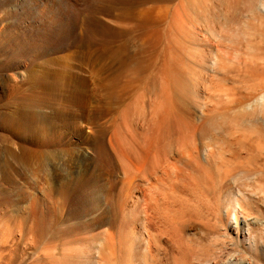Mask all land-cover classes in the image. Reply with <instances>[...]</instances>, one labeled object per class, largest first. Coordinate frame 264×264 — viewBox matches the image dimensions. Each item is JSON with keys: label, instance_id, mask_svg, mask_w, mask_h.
<instances>
[{"label": "rangeland", "instance_id": "374dc122", "mask_svg": "<svg viewBox=\"0 0 264 264\" xmlns=\"http://www.w3.org/2000/svg\"><path fill=\"white\" fill-rule=\"evenodd\" d=\"M3 2L5 6L4 8H0V264H52L53 260L61 258L64 253V250L68 248V247H64L63 241L57 240L58 239L57 237L65 234V231H67V229H70L67 227H70V225L72 226L75 224V222L77 223L79 221V218L81 217L83 213V210L91 214L90 217L94 216V214L95 215L98 214L99 212L100 213L104 212V213H107L108 215L113 214L116 218V226H118L122 218L127 215V212L130 207L129 205L131 204L134 197L136 196H137L136 198L139 199L138 203L140 204L141 208L143 204V206L146 207L145 210L147 209V206L150 208V209L149 208L147 209L148 211L152 210V213L146 210V212L149 213L147 214L146 212L144 213V207L141 209L142 211H141L140 219L142 220V222L145 220L142 215L144 214L148 215V217L144 215L145 217H147V221H148L146 228H145L146 232L143 228H141V226L139 225V221H138L136 224H134L135 227L130 226V227H133L135 232L136 231L138 232L135 233L134 230L131 228L130 232L127 231L125 233L129 232L132 234L129 235L128 233L126 234L127 235L126 236L124 235L125 234L124 233L122 234V236H120V238L123 237L125 240H127L126 243H122L125 240L124 241L121 240L123 238L120 239L119 236L116 235L115 238L117 237L116 238L117 242L113 241L115 244L113 243V245L111 246V249L109 250L111 254L109 256H112V257H109L108 254L106 255V259H108L109 262H106V259H103V260H97L98 261L97 264H103V263L111 264V262L112 264H122L121 261H123V264H127L126 260L131 255H132L131 256L132 259L131 257L130 259H128L130 260L128 261L130 262V264H135V263L136 264H207V262H209L208 260L211 261L210 258L212 256L211 255L212 251H209V250L211 249L210 247L212 248L215 247L213 246L215 243V240L216 241L218 240L217 241L218 244H216L217 242L215 243L216 246H220L222 241H224L225 244H227L226 246H228L230 249L228 252L229 255H226V256L222 255L223 256L222 258L221 257L218 258L219 262L221 260L220 263L224 261L222 264L224 263L229 264L231 261V258H234V257L236 259L238 258L240 261L244 262L245 264H252V262L256 260L255 254L264 255V194H263L264 193V176L259 180H256L253 182L252 181L247 182V185L250 186L248 187L251 188V190H249L247 193H250V194L255 193V195L253 194L250 195V199L252 202V204L250 205L251 209L249 210L248 207L246 206L245 208L246 210L244 212L245 215L243 214L244 215L243 217H246L250 221L254 222L253 227L257 232L263 233L262 235L263 238H261L262 242L260 241V239L257 240L256 242L252 241L249 246V244H245V242L241 243L240 241H236L234 237L231 238V235L229 232H227L226 234L223 224H220L221 218H219V215L216 214L217 212L215 211V208H214L215 206H213L212 204V202L214 201V198H212L214 196L213 187H215L214 185L217 183V179L215 177L216 172H217V175H222L220 171H223V169L227 170L229 168L228 170H230V167H233L234 165H236L238 161H242L244 159L249 158V155H250L249 153L252 152L250 156L255 154L258 150V147L256 146H259L256 144V142L258 141V138L260 139L261 146H264V135L260 134V136L262 137L257 138L259 134L255 137V133L253 135V133L250 132V130L246 131V129L244 128L242 129V127L238 126L239 124H237L238 127L235 125L234 127L235 132H233L234 130L232 128L233 127L232 121L231 120L225 121L220 118L221 115L223 116V112L226 111L227 107L231 108L230 109L231 113H232V110L236 111L239 108H241L240 106H242V109L244 108L243 110L245 112H248V110H250L248 113H251L255 107L254 105L252 106H248V105L254 102L255 98L257 99V97H259L260 94L264 92V11L263 12L261 11L252 17L248 16L247 15V0H3ZM176 5L179 6L178 9L181 10L180 13L184 15L185 19L186 20L190 19L189 23L193 22V24L190 23L193 26L190 25L189 27H192L193 28L192 30L194 32L191 31V29L187 27L186 28L187 30L190 31V34H188L189 32H186L187 30L184 31L185 29L184 26H188L189 23L188 21H184L182 17L181 19L183 20V22H187L188 24L186 23V25H181L180 27L179 26L180 23H179V25H177V28L178 30L180 28H183V29L179 30V32L176 31L177 29L176 23L178 24V19H176L175 17L177 16H174V20L175 19L177 20L176 23L174 20H171L170 22L171 26L173 25L172 23L174 22L175 27L172 26V28L173 27L174 29L176 28L175 32H174V29L172 31V28L169 27L170 26L169 24L170 16L173 13L177 15L176 11L174 10L176 9ZM154 6H162L164 10H165V7H168L166 8L167 9L166 11L163 10V13L164 12L167 13L169 10V13H167L166 15L167 17L163 15L161 20L159 19L160 21L157 20L158 21L157 23L155 22L156 21L155 20L147 24L146 22L132 20V18L130 19L127 16L126 17L123 16L120 19H115L116 16H121V15H126V14L128 15L131 12H136V10H141L142 8L145 9V8H150ZM178 9L176 10L179 11ZM172 16H171V19H172ZM183 22L182 24H185ZM225 22L230 23L231 25L230 30L236 31L237 30L236 28L239 27L238 30L241 29L240 30L241 34L237 32L236 33L231 32V31L221 32L218 29L216 30L212 29L213 28L212 26L216 27L218 23H225ZM154 30L158 31V34L157 33L155 34H157L159 37L157 38V40L158 41L161 40L160 41L161 46L160 45L158 46L157 43H155L157 44V46L154 44H151L153 43L154 40H156L155 38L157 37V35L155 37V35L152 34L153 33L152 31ZM181 31H184V33L186 32L188 35L186 33L185 34L187 36L184 33L182 34ZM148 34L154 35V38L152 35L149 36L151 37L150 38L151 42L150 41L148 42V39L146 37L148 36ZM189 35H192L193 37L195 35L197 37L191 40ZM192 36L191 38H193ZM144 38L147 40V41L144 40L145 45L142 42ZM152 38L154 39L153 41H152ZM230 38L233 40L235 39L237 43L235 44L236 47L234 49L227 48L228 46L227 42ZM190 40L192 41L191 43L193 44L190 43ZM205 41H206V44H205ZM212 41L215 42L214 44H218V45L221 44L220 46L224 44L225 46L223 45L222 48L225 50L227 54L234 51L230 53L232 57L230 58L236 59V57H233V54L236 53L234 54V56L237 55L239 59L240 57H242V59L240 60L242 61V63L240 61H237L238 58L237 60L233 59L234 63L235 61L239 62V63L236 62L235 66L234 64H232L233 61L231 59L230 60L232 62L228 60L229 57L226 60L224 58V62L226 63H224L223 60L222 61L219 60L221 61L219 63V61L217 60V63H216L217 69H219L220 67L219 65H221L222 67V65H225V64L228 65L229 63H231L228 66H231L230 68L233 67V70L230 68L228 69V66L226 67V65H225V68H227L228 71L227 69L224 70L223 69L224 67L222 68L220 67L222 72L221 71H216V72L218 73L220 72L224 74V71H225V75H221L220 73L219 75L215 73L217 76L219 75V77L214 75L212 79L213 83L209 79H207L205 86L202 85L203 86L202 87L199 83L201 82L199 80L202 78H200L199 76L198 77L199 79L197 80L194 79V77L196 78L199 75V72L195 71L193 73L194 70L199 71V68L197 66L199 60L198 62L196 61L197 63L194 60H192V63L190 64L191 67H196V69L192 68L193 69L192 73L196 74L197 72L198 73L197 76L196 75L192 76V73L191 74L188 73L190 71L189 70L190 66L188 65V63L191 61L188 57H186L187 64H186V61L182 63L183 67H184V64L186 65V69H188L187 66H189L188 72H186L185 67H184L185 71L184 69H182V65L180 64V62L181 60L182 61L185 60V55L187 56L190 54L189 52H191L193 49L191 48L192 46H194L195 51H196V48H198V51L200 50V52L202 53L204 52L206 54L207 53L209 54L210 52L208 50L210 48L209 43H213ZM146 42L148 43V45H146ZM160 42L158 43L160 44ZM169 43H170V46H172L171 43L175 45V46L173 45L174 49L176 47L179 51H181L180 55L183 56L185 54L184 57H181L180 59L177 56L178 58L176 57V60H173L174 57L172 58V56H174L175 54L178 55L177 52L179 51L175 49L176 51L175 52L172 48L171 51H173L174 55L173 53H171L172 55L171 56L172 61H171L169 57L170 50H167V48H165L166 47L165 44H169ZM194 43L196 44L194 45ZM154 46L155 48L163 47L161 50H163L164 53H165V50H167L169 52L168 53L169 55H165V56L166 57L168 56L169 59L166 60V57H163L165 62L163 59L161 60V57L164 56V54L162 53L163 51H160L158 48H156L157 50H155ZM151 48L157 51L155 52L154 50H152L154 51L155 54L157 53L156 54L157 60H159L158 64H156V61H157L155 60L156 55H154L153 52H152L153 55L151 54L152 57L150 58ZM204 49L207 52H205ZM195 51H192L191 54L193 52L195 53ZM158 52L159 53L161 52L162 55L159 54ZM200 52H196L195 54H198V56L195 55V57L197 58L195 59V57H193V59L195 60L199 59L198 57H199ZM238 52L240 53V56H238L239 55ZM202 53H200V55ZM153 56L155 57L154 59H152ZM189 57L192 58L191 56ZM137 58L140 60V62L138 61ZM177 59H180L179 60L180 62H178L179 63L178 69L181 68L183 72L187 74L185 75L182 72L180 73H182L185 76L191 75L193 77V81L196 80V82L194 81L196 83V87L198 85L200 89L204 90L205 89L204 87H206L207 84L209 85L208 82H211L209 86L207 85L208 89L206 87L207 90L206 89L204 90L205 93L203 90H201L202 100L200 99L198 100V103H196L197 105H200L202 103L200 109H203V110L197 109L196 107L197 105L196 106L192 105V108H191L193 112L192 114L195 116V118H193L194 120L193 124L194 126H197V128L193 126L194 129L192 128L191 130L188 131L190 132L189 135L192 138L193 137L196 138V139L193 138V140L195 139L194 141H192L194 142L192 144L193 147L191 143L190 144L188 143L189 145H191L190 147H192L190 148L187 146V148H190L188 150H183L180 144L172 148H168L167 146L164 145L165 142L160 145L161 148L158 147L160 148L159 149L160 151H163L162 153L169 154L168 156L169 158L166 157V159L172 160L171 163L169 162V160H167L168 161L167 163L165 161L166 159H163L164 162L162 161V164L163 163L164 164L159 166V167L165 166L166 168L167 166L169 167L171 166L173 168V170L172 168L171 169L167 168V171H165V173L167 172V175L165 173H161V172H164L165 170L164 169L165 167H164L163 171L161 168H160L161 171H158L159 170L158 168L156 170L157 171L156 174L155 173L151 174L153 175V177L147 174L145 177L144 176L145 174L143 175V172L146 173L145 171L146 169L144 167L146 166L148 167V165H150L149 163H151L152 161L149 163L148 161H146V164H145V160L144 161L142 160L143 163L141 161V163L138 164V166H141L140 167L141 171L138 170L139 175L138 177H136L135 175L136 180L133 181L132 179L131 180L129 179L131 178L132 174L130 175V173L124 170L126 166V162L124 163L125 164L124 166L123 165L121 166L120 164L117 165L118 161L116 159L114 161L116 162L115 164H116L117 169L123 167L124 168L123 170L125 171L127 177L129 175L130 176L129 178H127L125 173H120L121 175L113 174L114 171L110 168L108 169L106 165H104L105 161H104L103 153L104 151H108V152L110 151V154L112 152L111 147L108 146V138L110 134L112 135L113 130L117 128V127L114 128V125L115 126L121 125L123 127L122 131L125 133L127 132L126 130H129L130 128V126H128L129 124L132 127H134L136 123V126L141 127V124L142 125L145 124V121L148 120L147 117H149L148 116L149 113L150 112L153 113L152 111L154 110L156 111V109H158L155 107V105L163 97L162 102L160 101L159 106H157L159 107V109L157 110L158 112H154L157 114L159 113L160 116L159 115L158 116L161 117V114L164 113L163 110L166 108H169L170 105L173 104L172 102H170L172 101V99L171 100L169 99L170 95L169 97L168 96L164 97L163 93L165 92L167 94L168 91L162 90L164 88H168V87H164L165 83H163L164 78H166L167 73L169 75L167 76L168 79L170 78L171 73H172L171 76L174 74L173 70H171V73L169 69H168L169 72L166 71L167 68L165 66L169 63V66L167 67L174 68V66L172 65L173 64L172 62L178 61ZM187 59H189L190 61H188ZM148 60H150V63H152L151 60L153 61L155 60L154 63H152L154 66L149 64ZM168 60L169 62L167 63ZM227 60L229 61L228 64H227L228 62ZM136 61H138L137 67L141 68L144 66L143 67L144 69L143 68L140 69L143 71L146 69L145 65L149 64L147 66L149 70L146 69L149 72L147 73L146 71V73L144 74V72L140 73L142 72L140 71L138 74L137 73L138 68L134 69L135 68L134 66L136 64L133 65L134 62L136 63ZM141 61L142 62L145 61V64L141 63ZM170 61H171V64H170ZM193 61L197 64L196 66H193L195 65ZM163 62L165 64L163 65V68L164 70L166 69L165 70L166 74L163 72L164 70L162 72H163V75L165 74V76H162V74L158 72L160 71V68L157 69L160 63L163 64ZM244 62L246 64H243ZM221 63H224V64H221ZM155 64H156V67H155ZM177 64L175 63L176 66ZM150 65L153 66L152 69L154 68L155 69L154 70L150 69L151 68V67L149 68ZM128 66L129 67L132 66L131 68L133 69V72L134 70L136 72V73L134 72V74L139 75L141 80L140 79L137 80L135 78L136 79L135 82L140 80L138 83L131 84L132 83L131 81L134 82L133 77H137L138 75L133 76L131 78V74H133L131 73L130 76H128L127 75L129 74L127 70ZM121 71L122 72L124 71V72L122 73ZM152 71L154 72L156 71V72L154 73ZM179 71L181 70L179 69ZM25 72L27 73L32 72L33 75L39 76L38 84L31 86L29 85V83H26L25 81L16 80L17 82L14 81V83L12 81H9V76L14 75V74H21ZM150 72L156 74L155 76H158V73H159V76H160V78L158 77L159 80H161V77L163 78L162 79L163 81L162 80L160 82L158 81L159 87H160V84L161 85L162 83L164 84V86L160 87L162 88L161 89L162 91H160L162 92V96L160 93L159 99L157 98L158 100L157 101L155 100L156 103L154 104L153 102L152 104L151 102H149L151 105H153V108L150 104H148V100L155 99V97L151 98L148 95L150 89H152L151 86L150 88H148L149 87L148 84L152 85V82L150 80H152L151 78H153L152 76L154 75ZM226 72H228L227 75H226ZM58 73H63V77L61 78V80L54 81V82L50 80L49 76L51 75L53 76ZM117 73H120V74L122 73V75L117 74ZM116 74L122 78H120ZM149 74H152V75L150 76ZM148 75L151 77V78L148 77L150 78V80L146 78ZM114 76H117V77H114ZM215 76L217 78L214 79ZM226 76H228L227 79H226ZM189 77L190 76H188L187 78ZM116 78L118 80L119 79L120 80L123 79V80L118 81ZM209 78L211 79L212 76ZM219 78H221V80ZM223 78H225V80ZM111 79L112 80L114 79V80L112 81ZM128 79L130 83L126 82L128 81ZM109 80L112 83L109 82ZM167 81L169 82L170 79ZM113 82L115 85L113 84ZM119 82L121 86L118 84ZM125 82L133 86L126 84ZM144 82L146 84H144ZM168 82L166 86H168ZM110 83H111V86H107ZM10 84L12 85V87L10 86ZM169 85H171V82ZM122 86L123 87L126 86L127 88L126 87L123 88ZM115 87H116V90H115ZM121 87L124 90L126 89V91L128 90L127 92L126 91L123 92L122 91L123 89H122L121 92H123L124 94L123 93L121 94V92H119L120 95H124V98L123 96L122 97L119 96L117 94L118 92H116L119 89H121ZM108 88H111V89H108ZM112 88H114L116 93L114 92ZM168 90H170V87L168 88ZM43 91H44V94L48 95L47 99L39 101V99L37 98L41 94H43ZM107 92L111 93V95H109V93ZM113 95H118V96H113ZM151 95L152 94H150V96ZM126 96H129L130 98ZM143 96H145V98ZM146 96L148 99L146 98ZM230 96H231V99H229ZM115 97L121 98L120 99L121 101L117 102L118 98L116 99ZM166 97H168L170 104L168 105L166 104L164 108L163 102L169 103ZM26 98H31L32 100H28ZM126 98L129 99L127 101L130 102L131 105L129 103L127 104L131 106L130 111L132 112V114H130L131 112L129 114L126 113L127 116L124 113L125 111L123 112L125 115L124 114L122 115L121 113L122 112L121 110H123V108L125 109V107L123 106L126 103L124 102L126 101ZM112 99L115 100L117 103L114 104L115 101H113ZM123 99L124 101H122ZM238 99L240 100L238 102H241L243 100L241 102L242 105L237 102ZM230 101H233L234 104H231ZM228 102L230 103L229 105H228ZM107 104H110V105L112 104L111 109L110 107L106 106ZM118 104L122 105L123 107L122 108L120 106L122 109L118 107L120 109L121 115L120 113H118V110H119L118 108H117L118 110L116 108L115 109L113 108V106L115 107ZM160 104H162V106ZM238 104H240V106H237ZM148 105H150L151 108L147 107ZM144 106L145 108H142ZM232 107H235V108H232ZM112 108L114 109V111H112L113 110ZM229 108H228V111L226 112L230 111ZM127 109H129V107L126 108V112H127ZM160 109H162V111ZM167 110L165 111V114H162L163 119L167 118V117L164 118L168 114L166 113ZM170 110L172 112V116H174L176 108L175 110H172V108ZM143 111L145 112V116H146V112L149 111L146 117L143 115V117L145 118L142 117ZM171 112L167 116L172 117ZM200 112H202V114ZM229 113H226V115ZM32 114L35 115L39 119L47 121V124H49L48 126L51 127L50 129L51 130L53 129L52 131L58 134V137L55 136L56 134L54 132H52V134H55V135H52V136L50 135L47 138H39L38 140L39 143L37 144L38 146L35 147L33 145L34 143L33 144L31 143V138L23 134V132L20 131L21 125L25 123V121L32 122ZM224 115H225V112H224ZM155 116L157 115L154 114V117ZM210 116H214L213 118L215 117L218 118V120H216V125L218 126L216 127L218 131L215 128L216 132H214V134L212 135L210 134L211 136L209 135L208 139L211 138L212 136H214V138H211L208 140L205 136L202 135L201 129L203 130V126L207 122L206 119L209 120L212 118V117L210 118ZM113 118L114 119L116 118V120L114 121ZM141 118L144 119L143 123L141 122L143 121ZM124 119L125 120L127 119L126 120L127 122L124 121ZM149 119L150 120L154 119L153 115H150ZM150 120H148V122ZM167 120L169 119L167 118ZM110 121H112V123ZM116 121L120 125H118ZM125 122L127 124L126 127H124ZM148 122H147V126H149V124H152L151 123L152 121H150L149 123ZM110 126H112L111 129H110ZM147 126L145 124V127ZM101 127L102 129H100ZM118 128H119L118 130L121 133V128L120 127ZM125 128H128V129H125ZM104 129L106 130V133ZM107 129L110 131V132L108 131V134H107ZM130 130H129L130 133H132L133 132L132 129ZM114 132H116V129L114 130ZM227 133H229V135ZM128 134L129 133L127 134L123 133L122 135H126V136H123V138L124 137L126 138L127 136L130 138ZM118 135H117V141L119 143L118 146H120L119 148L123 150L124 148H127L125 151L129 153L130 149L128 152V146L132 142L131 140L137 136L133 137L132 139H129L127 137V140H130V142L127 143V147H126L125 145L126 143L125 142L124 144L122 143L123 142L121 138L122 136L119 135V137L121 136L120 137L122 140L121 142L120 139L118 138ZM133 135H135L134 132H133ZM133 135L131 134V136ZM216 137L218 138V141H215L217 140ZM137 138L138 140L141 139V137L139 138V136ZM213 140L215 143L213 142ZM254 140H256V142H254ZM140 141L139 143L141 144L137 143L138 145H141L139 149L141 148L144 149L145 146H143V144L144 145L146 144L143 141H145V139L142 140L141 142ZM226 141H228L229 145L226 144ZM252 141L253 143H255L254 145ZM120 143L124 145V148H123V145ZM133 143L134 141L132 142V144ZM249 143L250 145L252 144L251 146L256 145L255 148L249 146ZM185 145L186 144H184L182 147H185ZM162 146L165 149H163ZM132 147L133 146H131V150L134 149ZM27 148L28 149L37 148V150H39L41 153V164L43 167L41 166L38 172H35L33 169H30L29 167H23L16 161V157L20 154V151L27 150ZM176 148L179 152L176 150ZM187 148L185 147V149ZM251 148L252 149L254 148L255 150L254 149L252 150ZM157 149H155L156 152L154 151L153 155L150 154L152 157L155 156L159 152ZM248 149H251L252 151L249 152L250 150ZM125 151H122V152H125ZM167 151H172V153L167 152ZM186 151H191V153L189 154H191L192 156L194 155L193 159H195V157L197 156L199 162L197 159L195 160L192 159L193 161L191 160L190 162V165L192 166L188 167L187 159H189L190 157H188V155H187L188 158L186 157V154H187ZM180 152L183 155L186 153L184 155L185 156L184 158L183 156H181ZM263 152H264V148H263ZM263 152L262 154L264 157ZM124 154H126V152ZM111 155H113L114 157L113 153ZM151 156L150 158H152ZM171 157H173L176 163L173 161ZM177 159H179L180 161L186 159L185 161L187 162V163L186 162L183 163L184 161L182 162L178 161L179 165H177V168L178 169L180 168L179 170L177 168H175L176 169L175 170L174 169L175 166L174 167L172 166L178 163L176 161ZM196 160L198 162L197 167L195 165L196 163H192V162H195ZM260 160H261L260 163L264 165L263 164L264 158ZM165 162L167 163V166ZM172 162H174L175 164ZM182 164H185L186 166L184 165L185 166L184 167L182 166ZM205 165L207 167L206 169H205ZM100 167H101L100 169L101 172L99 171ZM182 167H184V169L188 170L189 172H191V170H189L191 169V167H195L196 169L199 170V172H201L200 170L203 168L202 173H203V170L205 172L207 171L206 173L207 175L206 174L204 175L203 173V176H205V178H203V180L201 179V182H197V179L195 181L193 179L196 178V175L199 174L198 170L196 171V169L192 168V171L197 172L198 174L196 173L195 175L194 172L190 173V175L193 174L194 178L192 177L189 178L190 175L189 174H188L189 176L187 175L188 171L186 172L185 170L184 173L186 174H184L183 173L184 169ZM30 170H33V172ZM109 171H111L112 173L111 172L109 173ZM98 172L101 174L103 173L104 175L103 174L102 175L105 177L103 179L98 178L97 177ZM159 172L161 173V176ZM56 173L58 174L56 175ZM140 174L141 176L143 175L142 177H144L145 181H143L144 179L140 176ZM158 174L160 177V181L165 179L164 180L165 182L164 181L160 182L159 177L158 179L157 178L155 179V175L157 176ZM200 175L202 176L201 173ZM200 175L197 176V178L198 177L201 178ZM122 176H125L126 178L124 179V177L122 178ZM147 176L152 177L150 178L151 180H148ZM167 176L175 177L176 179L175 182H178V184L176 183V186L175 184L173 185L171 181L175 179H173L172 177H169L171 180L168 181L169 179ZM164 177H167V178H164ZM185 177L187 180L185 179ZM132 178L135 179L134 177ZM200 178H198V181ZM122 179H124L126 183ZM190 179H192L193 181ZM154 181L158 182L156 184L157 186L155 185ZM223 181H221V183H223ZM136 182L139 186L136 184ZM149 182L150 184H148ZM191 182H192V185H191ZM202 182L204 185L201 184ZM169 183L171 184V187L172 185L175 187L174 190H172L171 187L169 188L170 186ZM122 184H123V187H122ZM223 184H221V186ZM158 185H161V186H158ZM60 186L68 187L71 192L69 204H67V206L64 205L65 208L63 206L61 207L60 205H58L59 203H57L56 198L52 196L49 192V189L51 187H60ZM190 186H191V189L189 188ZM128 187H130L131 189H129ZM247 189L248 188H246V190ZM125 194L126 195L129 194V196H127L126 198ZM142 198H147V199L144 200ZM149 198L153 199L152 202L148 201L150 200ZM153 201L154 202L156 201V203L159 202V205L161 204L159 208L160 211L157 209L158 204L156 207V204ZM144 202H146V204ZM150 203L152 204L154 203L155 209L159 211L157 213H160L159 215L156 212H154L157 210H154L153 205L151 207ZM120 205H122V207ZM162 206L164 207L161 209ZM66 207L69 209V210L67 209L68 211L66 210ZM180 208L182 209L181 212L178 210ZM36 209H37L38 215L40 216L39 218L41 219V222L39 224V227H34L32 230H30V224L32 220L34 219L33 217L35 216ZM124 210H125V213H124ZM153 213L157 214V216L154 214L157 218L154 215H153L154 216L153 218H152V215L150 216V214H153ZM68 214H70V216ZM161 215H164V217H168L170 219L169 220L170 222H168V224H171L170 226L172 227V229H174L173 230L174 232L177 230L176 228H173L176 222L178 223L179 221V223L180 222L185 223V224L182 223L184 226L182 224L178 225L182 227L181 228L179 227L180 229H178L176 232V233L179 232V234H181L184 231L183 232L184 234H181L180 236L184 239L179 237L181 239L182 244H185L184 245L185 247L183 246L184 247L183 250L181 249L182 245L180 244V239H178L177 241L179 234L177 235L174 232L172 234L171 231L169 234H167L169 232L168 230H171V228L166 223L168 218L167 220H165L166 218H163ZM158 216L160 218H158ZM150 218L152 220H156V219H160V220L156 221L157 223L155 224V221L152 222ZM162 219L164 220L162 221ZM185 219L188 222H186ZM160 221H162L161 223H164L166 221L165 222L166 224L158 226L160 224ZM188 223H189V227L186 226L188 225ZM153 225L154 226L157 225L156 229L160 230L159 232L163 231L162 234L163 233L165 234L164 228L167 226L168 230L165 229L166 231H168L166 233L167 236L165 235L166 237H163L161 233L157 232L158 230H156ZM162 226H165V227L161 231ZM64 229L66 230L63 231ZM154 231L157 232V233L155 232L157 236L159 235L158 236L159 239L157 238V236L155 237L156 235L155 233L152 235V232ZM148 232L150 233V235L148 234ZM56 233L57 234L60 233V235L58 236ZM147 234H148V239H147ZM170 234L172 235L170 236ZM174 234H176L177 237H175ZM153 236L158 240L153 241L154 239ZM215 236H218V238L216 239ZM127 237L128 238L132 237V238L128 239ZM118 238L120 240H118ZM135 238H136L137 244L135 241L132 240ZM142 238H144V241H147V240L149 241L150 243L149 247L151 249H149L147 252V254L149 253L150 256L148 255H147L148 257L144 256L143 259L141 257L140 262H139V261H136V259H134L135 251L132 245L135 246V244L136 245L141 244L140 246L142 247L143 246ZM185 238H188V239L185 240ZM173 239H176V243L179 242L177 243L179 246L174 245V242L172 243ZM131 241H133V244L131 243ZM185 241H188L190 243L188 242L185 243ZM158 242L161 245L163 244L162 246H165L164 248H162L161 252H160L161 245L157 246ZM168 242L172 244L168 246ZM116 243H120V244L116 245ZM123 244L125 245L129 244L127 246L130 247V251L128 248L126 249L124 245L126 249L125 251ZM207 246H210L208 247V250H207ZM119 247L121 248V253L119 257L118 256L117 257L119 258L120 262L118 258L116 257V254L117 253L119 254V252L116 253V251L118 250L120 251ZM154 247H158V249ZM132 248L134 252L132 251ZM177 248L180 254L177 253L178 251ZM56 249L58 250V252H56L57 251ZM150 250L155 253L151 252L150 254ZM69 251L67 249L66 254L69 253ZM166 251L169 254L166 253ZM174 252L177 254H175ZM207 253L210 254L209 257ZM126 255H128L129 257L127 256L126 258ZM245 261L246 262L248 261L249 263H246Z\"/></svg>", "mask_w": 264, "mask_h": 264}, {"label": "bare ground", "instance_id": "6f19581e", "mask_svg": "<svg viewBox=\"0 0 264 264\" xmlns=\"http://www.w3.org/2000/svg\"><path fill=\"white\" fill-rule=\"evenodd\" d=\"M180 3H182V2H180ZM179 5V4H178ZM4 6H5V4H4V2H3V0H0V8H4ZM174 6V5H173ZM172 6V7H173ZM171 7V8H172ZM178 7L179 6H177L176 5V9H178ZM166 8H168V7H165V10H164V8L162 7V6H154V7H150V8H142L141 10H136V12H131V13H129L128 15L126 14V15H121V16H116V18L115 19H120V18H122L123 16L124 17H129L130 19L132 18V20H135V21H142V22H146L147 24L150 22H153V21H155L156 23L158 22L157 20H161V18L163 17V15H167V13H169V10H168V12L166 13V12H164L163 13V10L164 11H166L167 9ZM175 8V7H174ZM176 9H174L175 11H176V13H177V15L176 14H172L171 16H172V19H171V16H170V21H169V24H170V22H171V20H174V16H177V17H175L176 19H178V24L176 23L177 22V20L175 19L174 21H175V23H176V28H177V25H179V23H180V27H181V25H186V23L187 22H183V20L184 21H188V23H189V20H186L185 19V17H184V15L182 14V13H180V9H178L179 11H177ZM263 12L264 11V0H247V15L248 16H254V15H256V14H258L259 12ZM206 12V11H205ZM170 13H171V11H170ZM183 16H182V15ZM195 16V15H194ZM197 16V15H196ZM167 17V16H166ZM165 17V18H166ZM169 17V16H168ZM180 17V18H179ZM181 17L183 18V20L181 19ZM187 17V16H186ZM164 19V18H163ZM159 20V21H160ZM91 22V21H90ZM154 22V23H155ZM173 22V21H172ZM182 22L183 23H185V24H182ZM187 23V24H188ZM191 23V22H190ZM188 24V26H184V31H186L187 30V28H190L191 29V31H193L192 29V27H189L191 24H193V22L191 23V24ZM173 25L172 26H174V22L172 23ZM154 25V24H153ZM233 25V24H232ZM172 26H171V24H170V26L169 27H171L172 28ZM178 26V27H179ZM191 26H193V25H191ZM195 26V25H194ZM230 23H228V22H225V23H218L217 25H216V27H214V26H212L213 28L212 29H214V30H216V29H218V30H220L221 32L223 31V32H229V31H231V32H237V33H240L241 34V32H240V30L241 29H239L238 30V28H236L234 25V27L237 29L236 31L235 30H230ZM175 27V26H174ZM174 27L172 28V31H173V29H174ZM183 27V26H182ZM187 27V28H186ZM247 27V26H246ZM245 27V28H246ZM175 28V29H176ZM170 29V28H169ZM175 29H174V32H175ZM181 29H183V28H180L179 30H181ZM159 30V29H158ZM171 30V29H170ZM179 30H178V28L176 29V31H178L179 32ZM156 30H154V31H152L153 33L152 34H154L155 35V37H156V35L158 34V31H156ZM184 31H181L182 32V34L184 33ZM161 32V31H160ZM170 32V31H169ZM186 32H189L188 34H190V31L189 30H187ZM185 32V33H186ZM194 32V31H193ZM151 33V32H150ZM155 33H157V34H155ZM172 33V32H171ZM184 33V34H185ZM192 33V32H191ZM196 33V32H195ZM151 34V35H152ZM161 34V33H160ZM170 34V33H169ZM181 34V35H182ZM187 34V33H186ZM185 34V35H186ZM187 34V35H188ZM230 34V33H229ZM150 34H148V36H146L147 37V39H148V42L150 41L151 42V37H149V36H151ZM154 35H152L153 36V38H154ZM175 35V34H174ZM180 35V34H179ZM186 35V36H187ZM201 35V34H200ZM238 35V34H237ZM161 36V35H160ZM171 36V35H170ZM183 36V35H182ZM185 36V37H186ZM191 36L192 35H189V37H190V39L192 40V39H194L195 37H197V36H195L194 35V37L193 38H191ZM231 36H232V34H231ZM145 37V38H146ZM173 37V36H172ZM143 39L142 40V42H143V44L145 45V41L144 40H146V39ZM152 38V41L154 40ZM157 38H159L158 37V35H157V37L155 38L156 40H157ZM174 38H175V36H174ZM182 38V37H181ZM200 38V37H199ZM202 38V37H201ZM204 38V37H203ZM233 38V37H232ZM185 39V38H184ZM237 39V38H236ZM245 39V38H244ZM156 40H154L153 41V43H151V44H154V45H156L157 46V44H158V46L160 45L161 46V40L160 41H158V42H160V44L156 41ZM169 40H170V38H169ZM190 40V43L192 42ZM195 40H197V39H195ZM238 40V39H237ZM147 41V40H146ZM195 42V41H194ZM213 42V41H212ZM155 43H157V44H155ZM188 43V42H187ZM198 43V42H197ZM202 43V42H201ZM201 43H199V44H201ZM215 42H213V43H209V54L207 53H202V52H200V50L198 51V48H196V51H195V49H194V46H190L191 48H193L192 49V51H195V53L196 52H200V53H202L201 55H200V53H199V59H197V60H195L197 57H195V55L196 56H198V54H195L194 52L191 54V48L189 49L191 52H189L190 54L189 55H185V60H181V62L179 61L180 59H181V57H184V55L182 56V55H180L181 54V51H179L176 47H175V49L176 50H178L179 52H177V54L178 55H174V53H173V51H171L172 50V48H173V50L175 51V49H174V44H172L171 43V45L172 46H170V43L169 44H165L166 45V47L165 48H167V50H170L169 52L167 51V50H165V53H164V51L163 50H161L163 47H161V48H159V47H156V48H158L160 51H163L162 53L164 54V56H162L161 57V60L163 59L164 60V58L163 57H166L165 55H169V57H170V59H171V53H173V55L174 56H172V58L174 57V59L173 60H176V57L178 56L180 59H177L178 61H173L172 63V65L174 66V68L173 67H167V66H169V60L167 61V65L165 66L166 68H167V70L166 71H168L169 72V70H170V73H171V70H173L174 72V74L171 76V74H170V81L168 82L167 80H169L168 79V77L167 76H169L168 75V73H167V75H166V78H164V81L162 80L163 78L161 77V80L163 81V83H165V86H164V84L162 83V85L160 84V87L161 86H164V87H170V90H168V88H164V89H162V88H160L159 87V82L161 81V80H159V78H160V76H159V73H161L162 74V76H165V74H166V72H165V70H164V68H163V65H165L164 64V62H165V60H164V62H163V64L162 63H160V65L158 66V68L157 69H159L160 68V71H158L159 73H158V76H155L156 74H154L155 72L154 71H152V72H154V73H152V72H150V73H152V74H154L152 77L153 78H151L150 76L152 75V74H149L146 78L147 79H149L150 80V78L152 79V80H150L151 82H152V85H149L148 84V88H150V86H151V88L152 89H150V91L152 92H150L149 91V93L150 94H152L151 96H150V94L148 93V95H149V97H155V99L154 100H148V104H150L149 102H151V104H152V102H153V104L154 103H156L155 102V100L157 101L158 99H159V95H160V93H161V96H162V92H160V91H168V93L166 94L165 92L163 93L164 94V97L165 96H168L169 97V95H170V97H169V99L171 100L172 99V101H170V102H172L173 104H171L170 105V107L172 108V110H175V108H176V110H175V114H174V116H172V112H171V108L169 107V108H166V109H164L165 107V105L167 104H170V102H169V99H168V97H166V99H168L167 101L169 102V103H164L163 102V111H164V113H162V114H165V111L167 110V109H169V110H167V112L166 113H168L167 115H169V113L171 112V116L172 117H169V116H165L164 118H168L169 120H167V118L166 119H163L162 118V114H161V117H159L160 115H159V113L157 114V113H154V112H158L157 110L159 109V107H157V106H159V103H160V101L162 102V100H163V97H162V99H160L159 101H158V103L155 105V107L156 108H158V109H156V111L154 110L155 109V107H154V111H152L153 113H149V117H150V115H153V118L154 119H152V120H150L149 119V117H147V119L148 120H150V121H152L151 123L152 124H149V126H147V122H148V120H146L145 121V124H146V126L147 127H145V124H141V127H138V126H136V123H135V126L134 127H132L130 124L128 125V126H130V128H129V130L130 129H132V131L135 133V135H133V132L132 133H130V131L129 130H126L127 132L125 133V132H123L122 130H123V127L120 125V124H118V122H117V124L118 125H120V126H115L114 125V128L115 127H117V128H115L116 129V132H114V130H113V133H112V135L110 134L109 135V138H108V146H110L111 147V149H112V152H111V154L113 153L114 154V157H113V155H111L110 154V151L108 152V151H104V153H103V156H104V165H106V167L109 169H112L113 171H114V173L113 174H120V173H125V171L124 170H126L128 173H130V175L132 174V176H131V178H129V176L127 177V175H126V173H125V175H126V177L127 178H129L130 180L132 179L133 181L134 180H136V178H135V175H136V177H138V175H139V173H138V170L139 171H141V166H138V164L139 163H141V161L143 160H145V164H146V161H148V163L149 162H151V163H149L150 165H148V167L146 166V167H144L146 170V173H144L143 172V175L146 177V174L147 175H151V174H156V170L159 168V170L158 171H161L160 170V168L162 169V171L164 170V172H161V173H165V171H167V168H169V169H171L172 167L170 166H167V163H168V161L167 160H169V162L171 163V161L172 160H170V159H166V157H168L169 156V154L168 153H162L163 151H160L159 149L161 148L160 147V145L161 144H163L164 142H165V146H167L168 148H172V147H174V146H176V145H181V148H183V150H188V149H190V148H192L193 147V143L194 142H192V141H194L196 138L195 137H193V138H195L194 140H193V138L189 135V133L190 132H188L189 130H191L192 128H193V126H194V124H193V122H194V120H193V118H195V116L192 114L193 112H192V110H191V108H192V105H197L196 103H198V100H200L202 97V94H201V90H203V89H200L199 88V86L197 85V87H196V80L197 79H199L198 77L200 76V78H202V79H200L199 81H201V82H199L200 83V85L202 86V85H204L205 86V84H206V82H207V79H209L211 82H212V79H213V76L214 75H216V74H219L218 72H216V71H221V68L222 67H224L223 69L225 70V69H227V68H225V65H222V67H221V65H219V63L223 60V62H224V58H225V60L229 57V61L230 62H232L233 61V59H231L232 57H231V54L230 53H232V52H234V51H232V52H230V53H226L225 52V50L222 48V46L224 45V44H222V46H220L221 44H214ZM216 43H218V42H216ZM222 43H224V42H222ZM228 43V44H227ZM226 44L228 45L227 46V48H230V49H234L235 47H236V45L235 44H237L236 43V41H235V39L233 40V39H229L228 40V42H227ZM191 44H193V43H191ZM196 43H194V45H195ZM205 44H206V41H205ZM146 45H148V43L146 42ZM168 45H169V47H168ZM174 45V46H173ZM184 45V44H183ZM149 46H151V45H149ZM189 46V45H188ZM198 46V45H197ZM200 46V45H199ZM225 46V45H224ZM151 47H153V46H151ZM208 47V46H207ZM154 48H155V46H154ZM155 48V50H157ZM200 49V48H199ZM201 49H202V47H201ZM152 50H154L153 48H151V53H150V58L152 57V55L154 54V55H156L155 53H154V51H152ZM158 50V51H159ZM205 50V49H204ZM167 51V52H166ZM152 52H153V54H152ZM155 52H157V51H155ZM176 52V51H175ZM205 52H207L206 50H205ZM159 53V52H158ZM169 53V54H168ZM239 53V52H238ZM152 54V55H151ZM159 54H161V52L159 53ZM205 54V55H204ZM234 54H236V53H234ZM234 54H233V57H236V59H234V60H237V55H235L234 56ZM162 55V54H161ZM189 56H191L192 58H190ZM238 56H240V53H239V55ZM177 57V58H178ZM186 57H188L189 59H187L188 61H190L189 63H188V65L190 66V69H189V66H187L188 67V69L190 70L189 72H188V69H186V65L184 64V67H185V69H186V72H188L189 74H191L192 73V71H193V69L192 68H194V69H196V67H191V63H192V60H194L195 62L197 61L198 62V60H199V62H198V65L195 63V65H193V66H198V68H199V71L198 70H194L193 71V73L195 72V71H197V72H199V75H198V73L196 72V74H193L192 73V76H197L196 78L194 77V79H196V80H194L193 81V77L191 76V75H188V76H190V77H192V78H187L188 76H185L186 74L183 72V70L182 69H184V67H183V64L182 63H184L185 61H186ZM193 57H195V59H193ZM231 57V58H230ZM142 58H144V57H142ZM147 58V57H146ZM155 57L153 56V58L152 59H154ZM159 58V57H158ZM138 59V58H137ZM149 59V58H148ZM167 59H169L168 58V56L166 57V60ZM232 61H231V60ZM242 59V57H240V59L238 58V60L237 61H240ZM143 60V59H142ZM155 60H157V55H156V59ZM154 60V61H155ZM217 60L219 61V60H221V61H219V63H218V65L221 67H219V69H217L216 67H217ZM227 60V61H228ZM138 61L140 62V60L138 59ZM138 61H136V63L134 62V64L133 65H135L133 68L134 69H136V68H138L137 69V73L139 74V72L140 71H142V72H140V73H143L144 72V74L146 73V71H147V73L149 72L148 70V68H147V66L149 65V64H151V65H153L152 63H154V61L153 60H151V62L152 63H150V60H148L149 61V64H146L145 65V68L146 69H148V70H140V69H142L143 67H137L138 66V64H137V62ZM147 61V62H148ZM158 61L159 60H157L156 61V64H158ZM171 61H172V59H171ZM171 61H170V64H171ZM229 61L227 62V64L229 63ZM237 61H235V63H234V61L232 62V64H234V66H235V64H236V62ZM146 62V63H147ZM178 62H180V64L182 65V69L181 68H179L181 71H179V69H178V67H179V63ZM241 63H242V61H240ZM246 62V61H245ZM243 63V64H246V63ZM141 63H144L145 64V61L144 62H142L141 61ZM175 63L177 64V66L175 65ZM224 63H226V62H224ZM224 63H221V64H224ZM237 63H239V62H237ZM156 64H155V67H156ZM161 64H162V66H161ZM186 64H187V61H186ZM231 63H229L228 65H230ZM149 66V68L150 69H152V67L154 66ZM180 65V66H181ZM228 65H226V67L228 66ZM241 65V64H240ZM239 65V66H240ZM161 66V67H160ZM242 66V65H241ZM240 66V67H241ZM132 67V66H131ZM131 67H127V70H128V72H129V74H127L128 76H130V74L131 73H133L134 74V72H135V70H134V72H133V69L131 68ZM231 66H228V69L230 68ZM161 68H163V69H161ZM242 68V67H241ZM131 69V70H130ZM144 69V68H143ZM155 69V68H154ZM154 69H152V70H154ZM169 69V70H168ZM185 69H184V71H185ZM228 69H227V71H228ZM230 69H232L233 70V67L232 68H230ZM164 70V71H163ZM223 70V71H224ZM237 70V69H236ZM165 73L164 75H163V72ZM176 71V72H175ZM122 72V71H121ZM124 72V71H123ZM122 72V73H123ZM180 72H182L183 74H185V75H183L182 73H180ZM222 72V71H221ZM49 73V72H48ZM48 73H47V75H48ZM122 73L120 74V73H117V74H120V75H122ZM136 73V72H135ZM216 73V74H215ZM116 74V75H117ZM126 74V73H125ZM124 74V75H125ZM131 74V78L133 77V76H136V75H138V74ZM221 75H225V71H224V74H222V73H220ZM219 74V75H220ZM228 74V72H226V75ZM124 75H123V77H124ZM219 75L217 76V77H219ZM117 76H119V75H117ZM117 76H114V77H117ZM126 76V75H125ZM155 76V77H154ZM212 76V78L210 79L209 77H211ZM214 77V79L215 78H217V77ZM231 76V75H230ZM48 77V76H47ZM63 77V73H58V74H56V75H51V76H49V78H50V80H52L53 82L54 81H59V80H61V78ZM120 77V76H119ZM138 77V78H137ZM137 77H133L134 78V82L133 81H131L132 83L131 84H133V83H138L141 79H140V77H139V75L137 76ZM148 77H150V78H148ZM159 77V78H158ZM120 78H122V77H120ZM129 78V77H128ZM131 78H130V80H131ZM138 80V79H140L139 81H137V82H135L136 81V79ZM156 78V79H155ZM228 78V76H226V79ZM117 79V78H116ZM144 79V78H143ZM155 79V80H154ZM158 79V80H157ZM166 79V80H165ZM192 79V80H191ZM220 80H221V78H219ZM218 79V80H219ZM224 80H225V78H223ZM18 81V80H20V81H25L26 83H29V85H31V86H33V85H37L38 84V81H39V76H37V75H33L32 74V72H25V73H21V74H14V75H11V76H9V81H12L13 83H14V81ZM112 80V79H111ZM114 80V79H113ZM112 80V81H113ZM118 80V79H117ZM120 80V79H119ZM118 80V81H119ZM121 80H123V79H121ZM120 80V81H121ZM154 80V81H153ZM16 81V82H17ZM68 81H69V79H68ZM118 81H116V82H118ZM159 81V82H158ZM214 81H216V80H214ZM223 81V80H222ZM221 81V82H222ZM51 82V81H50ZM109 82H111L110 80H109ZM126 82H129V79H128V81H126ZM125 82V83H126ZM145 82H146V80H145ZM144 82V84H146ZM156 82H158V83H156ZM167 82H168V86H166V84H167ZM170 82H171V85H169L170 84ZM211 82H208L209 83V85H210V83ZM218 82H220V81H218ZM65 83V82H64ZM70 83V82H69ZM107 83H108V81H107ZM112 83V82H111ZM111 83L109 84V85H107V86H111ZM122 83V82H121ZM130 83V82H129ZM129 83H126V84H129ZM198 83V82H197ZM198 83V84H199ZM213 83V82H212ZM226 83V82H225ZM113 84H114V82H113ZM120 86H121V84H120V82L118 83ZM131 84H129V85H131ZM151 84V83H150ZM234 84V83H233ZM115 85V84H114ZM113 85V86H114ZM124 85V84H123ZM128 85V86H129ZM208 85V84H207ZM207 85H206V87H207ZM208 85V86H209ZM10 86L12 87V85L10 84ZM120 86H119V88H120ZM131 86H133V85H131ZM144 86V85H143ZM153 86V87H152ZM200 86V87H201ZM215 86V85H214ZM15 87V86H14ZM123 87V86H122ZM121 87V89H119L118 91H116V92H118L117 94L119 95V96H123V98H124V95H120L119 94V92H121V90L123 89V88H125L126 86H124L123 88ZM130 87V86H129ZM129 87H128V89H129ZM203 87V86H202ZM201 87V88H202ZM206 87H204L205 89H206ZM127 88V87H126ZM213 88V87H212ZM48 89V88H47ZM108 89H111V88H108ZM113 90H114V88H112ZM118 89V88H117ZM162 89V90H161ZM204 89V90H205ZM207 89H208V87H207ZM206 89V90H207ZM49 90H50V88H49ZM113 90H111V91H113ZM115 90H116V87H115ZM115 90H114V92H115ZM149 90V89H148ZM203 90V91H204ZM211 90V89H210ZM216 90V89H215ZM47 91V90H46ZM108 91V90H107ZM110 91V90H109ZM123 92L124 91H126V89L124 90H122ZM128 91V90H127ZM126 91V92H127ZM170 91V92H169ZM115 92V93H116ZM123 92H121V94L123 93ZM227 92V91H226ZM107 93H109V92H107ZM114 93V94H115ZM204 93H205V91H204ZM106 94V93H105ZM124 94V93H123ZM213 94V93H212ZM38 95V94H37ZM54 95V94H53ZM52 95V96H53ZM109 95H111V93H109ZM118 95H113V96H118ZM127 95H128V93H127ZM47 96L48 95H46V94H44V91H43V94H41L37 99H39V101L40 100H45V99H47ZM108 96V95H107ZM112 96V97H113ZM110 97V96H109ZM109 97H107V98H109ZM111 97V98H112ZM126 97H129V96H126ZM144 98H145V96H143ZM48 98H50V97H48ZM60 98V97H59ZM116 98V97H115ZM119 100H118V99ZM116 99H117V102H119V101H121L120 99L121 98H119V97H117ZM130 98V97H129ZM146 98H147V96H146ZM158 98V99H157ZM26 99H28V100H32L31 98H26ZM148 99V98H147ZM165 99V98H164ZM165 99V100H166ZM225 99V98H224ZM229 99H231V96H230V98ZM36 100V99H35ZM111 100V99H110ZM113 100V99H112ZM127 100H129V99H127L126 98V101H124V99L122 100V101H124V102H126L125 104H124V106L123 107H125V109L122 107V105H116L115 107L113 106V108L115 109H117L118 107H122L123 108V110H121L122 112V115L125 113H127V114H129L131 111V104H130V102H128ZM202 100V99H201ZM212 100H213V98H212ZM215 100V99H214ZM27 101V100H26ZM109 101V100H108ZM113 101H115V100H113ZM112 101V102H113ZM217 101V100H216ZM228 101V100H227ZM226 101V102H227ZM234 101V100H233ZM233 101H230V103L231 104H234L233 103ZM236 101V100H235ZM238 101H240L239 99L237 100V102ZM243 101V100H242ZM241 101V102H242ZM110 102V101H109ZM116 101L114 102V104L115 103H117ZM144 102V101H143ZM241 102H238V103H240L241 104ZM107 103V102H106ZM123 103V102H122ZM127 103H129L130 105H128ZM146 103V102H145ZM222 103V102H221ZM229 102H228V105L230 104ZM236 103V102H235ZM113 104V103H112ZM111 104V105H112ZM113 104V105H114ZM128 106H127V105ZM150 104V105H151ZM199 104H200V102H199ZM202 104V103H201ZM201 104L200 105H197L196 107H197V109H200V107H201ZM211 104V103H210ZM240 104H238L237 106H240ZM40 105V104H39ZM111 105L110 104H107L106 106H108V107H110V109H111ZM150 105H148L147 107H150ZM161 106H162V104H160ZM206 105V104H205ZM242 105V104H241ZM252 105H254V110H252V112L251 113H248L250 110H248V112H245L243 109H242V106H240L241 108H237L238 110H236V111H233L232 110V113H231V108H229V107H227V109H226V111H228V108H229V112H226V111H224L225 112V115H224V112H223V116L221 115L220 116V118L221 119H223V120H225V121H227V120H231L232 121V123H233V130H234V127H235V125L237 126V124H239L238 126H240V127H242V129L244 128V129H246V131L247 130H250V132H252L253 133V135H254V133H255V137L257 136V138L258 137H262V136H260V134L261 135H264V92L262 93V94H260V96L259 97H257V99L255 98V101L254 102H252V103H250L248 106H252ZM28 106V105H27ZM33 106V105H32ZM127 106V107H126ZM146 106V105H145ZM145 106L144 107H142V108H145ZM152 106V108H153V105H151ZM160 106V107H161ZM175 106V107H174ZM235 106V105H234ZM236 106V107H237ZM120 107V109H122ZM129 107V109H127V112H126V108H128ZM147 107H146V109H147ZM167 107V106H166ZM194 107V106H193ZM112 108V109H113ZM151 108V107H150ZM149 108V109H150ZM203 108V107H202ZM232 108H235V107H232ZM251 108H253V107H251ZM114 109L112 110V111H114ZM119 109V108H118ZM117 109V110H118ZM120 109L118 110V113H120ZM146 109H145V111H146ZM148 109V110H149ZM144 110V109H143ZM151 110V109H150ZM149 110V111H150ZM161 111H162V109H160ZM200 110H203V109H200ZM111 111V112H112ZM125 111V112H124ZM148 111V112H149ZM169 111V112H168ZM199 111V110H198ZM246 111H247V109H246ZM117 112V111H116ZM115 112V113H116ZM124 112V113H123ZM148 112H146V116H147V113ZM121 113H120V115H121ZM174 113V112H173ZM201 114H202V112H200ZM226 113H229V114H227L226 115ZM30 114V113H29ZM124 114V115H125ZM127 114H126V116H127ZM130 114H132V112L130 113ZM140 114V113H139ZM154 114H156L157 116H155L154 117ZM110 115V114H109ZM143 115L145 116V112L143 111V113H142V117H143ZM159 115V116H158ZM117 116H118V114H117ZM145 116V117H146ZM218 116V115H217ZM131 117V116H130ZM145 117H143V118H145ZM212 117V118H211ZM214 116H210V118L211 119H206L207 120V122L204 124V126H203V130L201 129V127H200V129H201V131H202V135L203 136H205L207 139H208V137H209V135L211 134H214V132H216V130L218 131V129H217V125H216V120H218V118L217 117H215V118H213ZM50 118V117H49ZM112 118V117H111ZM117 118V117H116ZM116 118L114 119L113 118V120L115 121L116 120ZM143 118H141L143 121H141L142 123L144 122V119ZM171 118V119H170ZM217 118V119H216ZM139 119V118H138ZM21 120V119H20ZM127 120V119H126ZM125 119H124V121H126ZM153 120H154V122H153ZM164 120V121H163ZM167 120V121H166ZM198 120V119H197ZM17 121V120H16ZM54 121V120H53ZM149 121V122H150ZM166 121V122H165ZM219 121H220V119H219ZM234 121V122H233ZM237 121V122H236ZM111 123H112V121H110ZM127 122V121H126ZM126 122H125V126L124 127H126ZM148 122V123H149ZM205 122V121H204ZM236 122V123H235ZM121 123V122H120ZM138 123H140V122H138ZM153 123H154V125H153ZM197 123V122H196ZM218 123V122H217ZM221 123V122H220ZM230 124V123H229ZM14 125V124H13ZM49 124H47V121H44V120H42V119H39V118H37L35 115H33L32 114V122H28V121H25V123H23L22 125H21V128H20V131L21 132H23V134H25V135H27L28 137H30L31 138V143L36 147V146H38L37 144L39 143V138H47V137H49L50 135L52 136V135H55L56 133L54 132V131H52L50 128L51 127H49L48 126ZM124 125V124H123ZM134 125V124H133ZM138 125V124H137ZM58 126V125H57ZM217 126V127H216ZM228 126V125H227ZM237 126V127H238ZM59 127V126H58ZM118 127H122L121 128V133H120V131L118 130L119 128ZM132 127V128H131ZM194 127H196L197 128V126H194ZM229 127V126H228ZM239 127V128H240ZM106 128V127H105ZM112 128V126H110V129ZM128 128H125V129H128ZM215 128H216V130H215ZM238 128V129H239ZM100 129H102V127L100 128ZM109 129V128H108ZM107 129V134H108V131L110 130H108ZM194 129V128H193ZM241 129V128H240ZM105 130V129H104ZM119 132H118V131ZM215 130V131H214ZM220 130V129H219ZM18 131V130H17ZM101 131V130H100ZM125 131V130H124ZM129 131V132H128ZM228 131V130H227ZM226 131V132H227ZM241 131V130H240ZM52 132H54L55 134H52ZM110 132V131H109ZM124 134H127V133H129L128 135L130 136V138L129 139H132L133 137H135V136H139V138L141 137V141L142 140H144L145 139V141H143L146 145H144L143 143V146H145L144 147V149H139V147L141 146V145H138V144H141V143H139V141L140 140H138V138L137 137H135L134 139H132L131 141L133 142L134 141V145L132 144V142L130 143V145L131 146H133L132 148H134V149H132L131 150V146L129 147L128 146V152H129V149H130V152L129 153H127V151H125L127 148H124V142L126 143L125 145H126V147H127V143H129L130 142V140H127V137L125 138H123V136H126V135H122L123 133ZM231 132V131H230ZM233 132H235V130L233 131ZM237 132V131H236ZM103 133V132H102ZM105 133H106V130H105ZM220 133V132H219ZM232 133V132H231ZM22 134V133H21ZM104 134V133H103ZM121 135L120 137L122 138V140H123V142H122V140H121V138L119 137V135ZM131 134L133 135V136H131ZM216 134V133H215ZM228 135H229V133H227ZM117 135H118V138L120 139V141L123 143H120V144H122L123 145V148H124V150L123 149H121V148H119L120 146H118L119 145V143H118V141H117ZM210 135V136H211ZM220 135V134H219ZM226 135V134H225ZM55 136H57L58 137V134H56ZM143 136V137H142ZM217 136V135H216ZM218 137V136H217ZM216 137V138H217ZM143 138V139H142ZM211 138H214V136H212ZM211 138H209V139H211ZM215 138V139H216ZM252 138V137H251ZM118 139V140H119ZM137 139V140H136ZM208 139V140H209ZM136 140V141H135ZM248 140V139H247ZM246 140V141H247ZM257 140V139H256ZM256 140H254V142H256ZM262 140V139H261ZM119 141V142H120ZM140 141V142H141ZM207 141V140H206ZM215 141H218V138H217V140H215ZM223 141V140H222ZM221 141V142H222ZM245 141V142H246ZM249 141V140H248ZM247 141V142H248ZM209 142V141H208ZM213 142H214V140H213ZM246 142V143H247ZM258 142V143H257ZM256 142V144L257 145H259V146H256V147H258V150H257V148H256V150H257V152L255 153V152H253V153H255V154H253L252 156H250L251 155V151L255 148V146H251L250 145V143H249V146H251V147H254L252 150L251 149H248V150H250L249 152H251V153H249L250 155H249V158H247V159H244V160H242V161H238L237 163H236V165H234L233 167H230V170H226V169H223V171H224V173H223V171H220L221 172V174L222 175H217V172H216V179H217V183L215 184V182H214V186L215 187H213L214 189V196L212 197V198H214V201L212 202V204H213V206H215L214 208H215V211L217 212L216 214L217 215H219V218H221V223L220 224H223V227H224V230H225V232H226V234H227V232H229L230 233V235H231V238L232 237H234L235 239H236V241H240L241 243H244L245 242V244H249V246H250V244H251V242L253 241V242H256L257 240H259L260 239V241H261V238H263L262 237V235H263V233L262 232H257L255 229H254V227H253V224H254V222L253 221H250L249 219H247L246 217H243L245 214H244V212H245V208H246V206L248 207V209L250 210L251 209V204H252V202H251V199H250V195H252L253 193H247L249 190H251V188H249L250 186L249 185H247V182H250V181H256V180H259V179H261L263 176H264V165H262L260 162H261V160L260 159H263L264 157H263V154H262V152H263V148H264V146H261V142H260V139L258 138V141ZM138 143V144H137ZM191 143V145H192V147H190L191 145H189V144ZM215 143V142H214ZM245 143V144H246ZM252 143H253V141H252ZM30 144V143H29ZM184 144H186L185 145V147L187 148V146L188 147H190V148H187V149H185V147H182ZM226 144H228L229 145V143H228V141H226ZM248 144V143H247ZM255 143H253V145H254ZM122 145H121V147H122ZM136 145V146H135ZM163 145V146H164ZM162 146V147H163ZM261 146V147H260ZM158 147H160V148H158ZM262 149H260V148ZM158 148V149H157ZM178 148H179V146H178ZM207 148V147H206ZM247 148V147H246ZM249 148V147H248ZM155 149H157L158 151V153L155 155V156H151L150 154H154V151L156 152V150ZM163 149H165L164 147H163ZM134 150V151H133ZM176 150H177V148H176ZM180 150V149H179ZM255 150V149H254ZM259 150H261V151H259ZM122 151H125L126 152V154H124L125 152H121ZM152 151H153V153H152ZM178 151V150H177ZM167 152H171L172 153V151H167ZM175 152V151H174ZM173 152V153H174ZM179 152V151H178ZM178 152H177V154H178ZM182 152V151H181ZM180 152V153H181ZM193 152V151H192ZM223 152V151H222ZM242 152V151H241ZM247 152V151H246ZM183 153V152H182ZM181 153V156H183V158L185 157L184 155L186 154V157H187V155H188V157H190L189 159H187V161H188V163L185 161V160H182V161H184L183 163H187V166L189 167V166H192V165H190V162H191V160L193 159V156L191 155V154H189V153H191V151H186V153L183 155ZM230 153V152H229ZM264 153V152H263ZM45 154V153H44ZM44 154H42V155H44ZM122 154H124V155H122ZM180 155V154H179ZM214 155V154H213ZM150 156L153 158H150ZM219 156V155H218ZM263 158H262V157ZM192 157V158H191ZM217 157V156H216ZM247 157V156H246ZM97 158V157H96ZM101 158H103V157H101ZM169 158V157H168ZM172 159H173V157H171ZM176 158V157H175ZM98 159H99V157H98ZM117 160L118 162H117V165L118 164H120L121 166L123 165H125L124 163L126 162V166H125V169L123 168V167H121V168H119V169H117V167H116V162L114 161V160ZM149 159H150V161H149ZM163 159H166L165 161L167 162H165L166 163V166H167V168L165 167H159V166H161V165H163L162 164V161H163ZM180 159V158H179ZM179 159H177L176 161L178 162V161H180ZM195 159H197L198 160V158H197V156L195 157ZM195 159H193V160H195ZM216 159V158H215ZM97 160V159H96ZM192 160V161H193ZM197 160L195 161V162H192V163H196L195 165H196V167H197V163L199 162V160H198V162H197ZM16 161L20 164V165H22L23 167H29L30 169H33L35 172H38V170H39V168L42 166V164H41V153H40V151L39 150H37V148L35 149V148H33V149H28L27 148V150H21L20 151V154L16 157ZM43 161V160H42ZM98 161V160H97ZM96 161V162H97ZM102 161V160H101ZM100 161V162H101ZM143 161H142V163H143ZM173 161H174V159H173ZM182 161H180V162H182ZM164 162V161H163ZM175 162V161H174ZM174 162H172V163H174ZM211 162V161H210ZM95 163V162H94ZM147 163V164H148ZM176 163V162H175ZM174 163V164H175ZM103 164V163H102ZM200 164V163H199ZM263 164H264V162H263ZM119 165V166H120ZM142 165V164H141ZM144 165V164H143ZM168 165H170V164H168ZM177 165H179V162L176 164V165H172L173 167H174V169L175 168H177ZM185 164H182V166H184ZM194 165V166H195ZM99 166V165H98ZM186 166V165H185ZM184 166V167H185ZM35 167V168H34ZM43 167V166H42ZM105 167V166H104ZM179 167V166H178ZM184 167H182L183 169H184ZM187 167V168H188ZM201 167H203V166H201ZM200 167V168H201ZM213 167V166H212ZM139 168V169H138ZM164 168V169H163ZM192 168H194V169H196L195 167H191V169H189V170H191V172H189L188 170H186V169H184L183 170V173L185 172V170H186V172H187V175L189 174L190 175V173H193L194 171H192ZM199 168V167H198ZM207 167H206V165H205V169H206ZM25 169V168H24ZM27 169V168H26ZM43 169V168H42ZM56 169V168H55ZM97 169V168H96ZM95 169V170H96ZM100 169H101V167L99 168V171H100ZM124 169V170H123ZM178 169V168H177ZM180 169V168H179ZM178 169V170H179ZM193 169V170H194ZM203 169V168H202ZM202 169L200 170L201 172H199V170L198 169H196V171L198 170V173L197 172H194L195 173V175H196V173L198 174V175H196V178H194V176H193V174L192 175H188L189 176V178H194L193 180L195 181L196 179H197V182H201V179L203 180V178H205V176H203V173H204V175L207 173V171L205 172L204 170H203V173H202ZM33 170H30V171H32L33 172ZM44 170V169H43ZM42 170V171H43ZM144 170V169H143ZM142 170V171H143ZM172 170H173V168H172ZM176 170V169H175ZM210 170V169H209ZM226 170V171H225ZM14 171V170H13ZM12 171V172H13ZM108 171V170H107ZM155 171V172H154ZM15 172V171H14ZM53 172V171H52ZM61 172V171H60ZM69 172V171H68ZM101 172V171H100ZM111 171H109V173H110ZM137 172V173H136ZM172 172V171H171ZM182 172V171H181ZM219 172V173H220ZM55 173V172H54ZM112 173V172H111ZM160 173V172H159ZM161 173H160V176H161ZM174 173H176V172H174ZM179 173V172H178ZM200 173L202 174V176L200 175ZM12 174V173H11ZM34 174V173H33ZM58 173H56V175H57ZM60 174V173H59ZM103 174V173H102ZM101 173H99L98 172V178H101V179H103L105 176H103ZM166 175H167V172L165 173ZM184 174H186V173H184ZM9 175V174H8ZM16 175V174H15ZM61 175V174H60ZM121 175V174H120ZM122 175H124V174H122ZM142 175V176H143ZM168 175H169V173H168ZM172 175H174V174H172ZM187 175H185V176H187ZM201 176V178L200 177H198V178H200L199 179V181H198V178H197V176ZM207 175V174H206ZM51 176V175H50ZM140 176H141V174H140ZM141 176V177H142ZM152 177H153V175H151ZM163 176H164V174H163ZM184 176V175H183ZM217 176H218V178H217ZM52 177V176H51ZM91 177V176H90ZM124 177V179L126 178L125 176H122V178ZM132 177H134L135 179H133ZM148 177V176H147ZM152 177H148V180H151L150 178H152ZM158 177H159V174L156 176L155 175V179L157 178L158 179ZM168 177V176H167ZM167 177H164V178H167ZM169 177H172L173 179H175V177H173V176H169ZM168 177V181H170L171 179ZM57 178V177H56ZM55 178V179H56ZM84 178V177H83ZM143 179H144V177H142ZM163 178V177H162ZM161 178V179H162ZM124 179H122L125 183H126V181L124 180ZM138 179V178H137ZM141 179V178H140ZM147 179V178H146ZM154 179V180H155ZM183 179V178H182ZM185 179H186V177H185ZM215 179V178H214ZM57 180V179H56ZM127 180V179H126ZM142 180V179H141ZM165 180V179H164ZM164 180H161V181H164ZM187 180V179H186ZM190 180H192V179H190ZM192 180V181H193ZM224 180V181H223ZM143 181H145V179L143 180ZM159 181H160V177H159ZM160 181V182H161ZM176 181V179L175 180H172L171 182L173 183V185L175 184V186H176V183L178 184V182H175ZM180 181V180H179ZM221 181H223V183L224 182H226V183H221ZM124 182H123V184H124ZM165 182V181H164ZM170 182V183H171ZM185 182V181H184ZM204 182V181H203ZM203 182L201 183L202 185H204L203 184ZM131 183V182H130ZM130 183H128V184H130ZM135 183V182H134ZM139 183H141V182H139ZM154 183H155V185L158 183V182H155L154 181ZM168 183V182H167ZM169 183V184H170ZM187 183V182H186ZM196 183V182H195ZM121 184V183H120ZM123 184H122V187H123ZM127 184V185H128ZM136 184H137V182H136ZM148 184H150V182L148 183ZM147 184V185H148ZM152 184H153V182H152ZM197 184H199V183H197ZM221 184H223L222 186H221ZM132 185V184H131ZM138 185V184H137ZM161 185H162V183H161ZM161 185H158V186H161ZM172 185V187H171V184H170V186H169V188L171 187V189L172 190H174V186ZM191 185H192V182H191ZM130 186V185H129ZM139 186V185H138ZM157 186V185H156ZM249 186V187H248ZM120 187V186H119ZM118 187V188H119ZM127 187V186H126ZM135 187V186H134ZM154 187V186H153ZM152 187V188H153ZM168 187V186H167ZM178 187V186H177ZM180 187V186H179ZM186 187V186H185ZM185 187H184V189H185ZM193 187V186H192ZM212 187H210V188H212ZM125 188V187H124ZM123 188V189H124ZM129 189H131L130 187H128ZM138 188V187H137ZM157 188V187H156ZM188 188V187H187ZM190 189H191V186L189 187ZM201 188V187H200ZM203 188V187H202ZM246 188H248L247 190H246ZM120 189V188H119ZM127 189V188H126ZM255 189V188H254ZM114 190V189H113ZM138 190V189H137ZM140 190V189H139ZM155 190H157V189H155ZM165 190V189H164ZM189 190V189H188ZM207 190V189H206ZM115 191V190H114ZM134 191V190H133ZM200 191V190H199ZM253 191V190H252ZM49 192H50V194L52 195V196H54L55 198H56V201H57V203H59L58 205H60L61 207L63 206L64 207V205H66L67 206V204H69V199H70V190H69V188L68 187H66V186H60V187H51L50 189H49ZM105 192V191H104ZM104 192H103V194H104ZM108 192V191H107ZM177 192V191H176ZM109 193H110V191H109ZM140 193V192H139ZM155 193V192H154ZM106 194V193H105ZM142 194V193H141ZM144 194V193H143ZM158 194V193H157ZM264 194V193H263ZM114 195V194H113ZM118 195V194H117ZM122 195V194H121ZM138 195V194H137ZM253 195H255V193L253 194ZM127 196H129V194L128 195H126L125 194V197L127 198ZM131 196V195H130ZM140 196V195H139ZM137 197V196H136ZM136 197H134V199H133V201L131 202V204L129 205L130 207H129V210H128V212H127V215L126 216H124L123 218H122V220L120 221V223L118 224V226H116V218H115V216L113 215V214H111V215H108L107 213H104V212H102V213H98V214H94V216H91L90 217V215L91 214H89V213H87V212H85L84 210H83V213H82V215H81V217L79 218V221L76 223L75 222V224L74 225H70V227H67V228H70V229H67V231H65L66 229H64L63 231H65V234H63V235H60V233L59 234H57L59 237H57L58 239L57 240H61V241H63V245H64V247H68L67 249H68V251H69V253H67L66 254V250H64V253H63V255H62V257L61 258H58V259H54L53 260V262H52V264H94V263H96L97 264V260H103V259H106V255L108 254V256L109 255H111L110 254V252H109V250L111 249V246L113 245V243L114 242H117L116 241V238H115V236L117 235V236H119V238H120V236H122V234H124L125 232H127V231H131L130 229L132 228L133 229V227H135L134 226V224H136L138 221H139V225L141 226V228H143L144 230H145V228H146V225H147V217H148V215H145L144 213L146 212V210L149 208L148 206H147V209L145 210V208L146 207H144L143 206V204H142V208L144 207V215L145 216H147V217H145L144 215H142L143 217H144V221H146V222H142V220L140 219V216H141V207H140V204L138 203V198H136ZM122 198H123V196H122ZM121 198V199H122ZM141 199V198H140ZM142 199H147V198H142ZM150 200H148L149 202L151 201L152 202V200L153 199H151V198H149ZM25 200V199H24ZM253 200V199H252ZM93 201V200H92ZM141 201H143V200H141ZM212 201V200H211ZM123 202V201H122ZM147 202V201H146ZM146 202H144L145 204H146ZM154 202V201H153ZM158 202V201H157ZM24 203V202H23ZM22 203V204H23ZM155 204H156V207H157V204H158V207H157V209L160 211V206H161V204L159 205V202L158 203H156V201L154 202ZM154 203L152 204V203H150L151 205V207H152V205H153V207H154V210H157V209H155V206H154ZM204 203V202H203ZM124 204V203H123ZM128 204V203H127ZM207 204V203H206ZM99 205V204H98ZM210 205H211V203H210ZM108 206V205H107ZM119 206V205H118ZM121 207H122V205H120ZM124 206V205H123ZM146 206V205H145ZM36 207V206H35ZM101 207V206H100ZM164 206H162L161 207V209L163 208ZM211 207H212V205H211ZM60 208V207H59ZM65 208V207H64ZM111 208V207H110ZM33 209H35V208H33ZM68 208L66 207V210H67ZM74 209H76V208H74ZM108 209V208H107ZM116 209V208H115ZM150 209V208H149ZM152 209V208H151ZM59 210V209H58ZM63 210V209H62ZM69 210V209H68ZM67 210V211H68ZM79 210V209H78ZM77 210V211H78ZM126 210V211H127ZM154 211V212H159V211ZM164 210V209H163ZM180 212H181V208L180 209H178ZM177 210V211H178ZM72 211V210H71ZM77 211H75V212H77ZM115 211V210H114ZM148 211V210H147ZM171 211V210H170ZM204 211V210H203ZM93 212V211H92ZM116 212V211H115ZM119 212V211H118ZM148 212H150V213H152V210L151 211H148ZM214 212V211H213ZM124 213H125V210H124ZM147 213V212H146ZM208 213V212H207ZM215 213V212H214ZM247 213V212H246ZM59 214H60V212H59ZM71 214V213H70ZM70 214H68L69 216H70ZM121 214H122V212H121ZM147 214H149V213H147ZM155 213H153V214H150V216L152 215V218L156 215L157 216V214L159 215L160 213H157V214H155ZM244 214V215H243ZM248 214V213H247ZM76 215V214H75ZM154 215V216H153ZM182 215V214H181ZM184 215V214H183ZM194 215V214H193ZM73 216H74V214H73ZM80 216V215H79ZM149 216V217H150ZM155 216V217H156ZM163 218H166L165 220H167V218L168 217H164V215H161ZM40 216L38 215V212H37V209H36V211H35V216L33 217L34 219L32 220V222H31V224H30V230H32L34 227H39V224H40V222H41V219L39 218ZM161 217V218H162ZM119 218V217H118ZM157 218V217H156ZM155 218V219H156ZM158 218H160L159 216H158ZM171 218V217H170ZM151 219V218H150ZM149 219V220H150ZM172 219V218H171ZM187 219V218H186ZM185 219V221L186 222H188L187 220ZM43 220V219H42ZM77 220V219H76ZM119 220V219H118ZM152 220V219H151ZM158 220H160V219H156V220H152V222L153 221H155V224L157 223L156 221H158ZM164 219H162V221H163ZM170 219L168 218V220H167V224H168V222H170L169 221ZM162 221H160V224L158 225V226H160V225H163V224H166L165 222L164 223H161ZM183 221V220H182ZM151 222V223H152ZM171 223H172V221H171ZM177 223V222H176ZM175 223V226L173 227V228H176L177 230L178 229H180L181 227L180 226H178V225H181L182 223L183 224H185L184 222H180L179 223V221H178V223L176 224ZM190 223V222H189ZM189 223H188V225H186V226H188L189 227ZM153 224V223H152ZM182 224V225H183ZM187 224V223H186ZM68 225V224H67ZM171 224H168V226L171 228V230H168L167 229V226L165 227V226H162V229H161V227H160V229H161V231L163 230V228H164V231H165V234L163 233L162 234V232H159L160 230H158V229H156L157 228V225H153L154 226V228L156 229V230H158L157 232H159V233H161L162 234V236L163 237H166L167 236V234H169L170 233V231L172 232V234H173V230L174 229H172V227L170 226ZM173 225H174V223H173ZM130 226H133V227H130ZM177 226V227H176ZM184 226V225H183ZM221 226V225H220ZM45 227H46V225H45ZM168 227V228H169ZM180 227V228H179ZM188 227H187V229H188ZM137 228V227H136ZM149 228V227H148ZM151 228V227H150ZM159 228V227H158ZM169 228V229H170ZM168 230V231H166V230ZM175 229V230H176ZM134 230V229H133ZM139 230H140V228H139ZM148 230V229H147ZM177 230L174 232V233H176L177 232ZM183 230H184V228H183ZM152 231H153V229H152ZM188 231V230H187ZM186 231V232H187ZM213 231V230H212ZM128 232V233H129ZM134 232H135V230H134ZM136 232H138V231H136ZM135 232V233H136ZM145 232H146V230H145ZM149 232H150V230H149ZM148 232V234L150 235V233ZM156 231H154V232H152V235L155 233ZM156 232V233H157ZM168 232V233H167ZM184 232V231H183ZM181 233V234H184V233ZM201 232V231H200ZM199 232V233H200ZM64 233V232H63ZM128 233H125L124 235H126V234H128ZM134 233V234H135ZM155 233V234H156ZM158 233V234H159ZM167 233V234H166ZM130 234H132V233H129V235ZM133 234V235H134ZM146 234V233H145ZM148 234H147V239H148ZM172 234H170V236L172 235ZM177 235L179 234V232L178 233H176ZM176 234H174L175 235V237H177V235ZM181 234H179L178 235V238H177V241H178V239H180V238H182V237H180L181 236ZM143 235V234H142ZM166 235V236H165ZM209 235V234H208ZM216 235V234H215ZM127 236V235H126ZM125 236V237H126ZM132 236V235H131ZM157 236V234L155 235V237ZM159 236V235H158ZM158 236H157V238H158ZM185 236V235H184ZM219 236V235H218ZM218 236H215L216 237V239L218 238ZM227 236V235H226ZM140 237V236H139ZM152 237V236H151ZM154 236H153V241L154 240H158V239H156ZM180 237V238H179ZM189 237V236H188ZM214 237V238H215ZM220 237V236H219ZM118 238V240H120L121 238H123V237H121L120 239ZM128 238V237H127ZM132 237H129L128 239H131ZM168 238V237H167ZM138 239V238H137ZM143 239V246L141 247L140 245H136L137 244V242H136V238L135 239H132L133 241H135L136 242V244H135V246H133L132 245V247H134V251H135V255H134V259H136V261H139L140 262V259H141V257H142V259H143V257L145 256H150L149 255V253L147 254V252H148V250L149 249H151L149 246H150V243H149V241L147 240V241H144V238H142ZM149 239H150V237H149ZM169 239V238H168ZM171 239H172V237H171ZM182 239H184V238H182ZM186 239H188V238H185V240ZM211 239H213V238H211ZM121 240H125L124 238L123 239H121ZM170 240V239H169ZM175 240V241H174ZM230 240V239H229ZM114 241V242H113ZM126 241L127 240H125L124 242H122V243H126ZM133 241H131V243L133 244ZM139 241V240H138ZM171 241V240H170ZM184 241V240H183ZM190 241V240H189ZM192 241V240H191ZM212 241V240H211ZM218 241V240H217ZM216 240H215V243L217 242ZM55 242H56V240H55ZM120 242V243H121ZM134 242V243H135ZM152 242V241H151ZM174 242V245H178L177 243H179V242H177L176 243V239H173V241H172V243ZM186 242H188V241H185V243ZM262 242V241H261ZM59 243H60V241H59ZM120 243H116V245L118 244H120ZM128 243V242H127ZM130 243V242H129ZM162 243V242H161ZM172 243H169L168 242V246H170ZM176 243V244H175ZM188 243H190V242H188ZM214 243V245L213 246H215L214 248H212V247H210V246H207V250H208V247H210L211 249L209 250V251H212V256H211V261L210 260H208L209 262H207V264H222V263H220L221 262V260H220V262L218 261L219 259V257H223L222 255H229L228 254V252H229V247L228 246H226L227 244H225V242L224 241H222V243L220 244V246H216V244H218V242L215 244ZM239 243V242H238ZM237 243V244H238ZM115 244V243H114ZM157 244V243H156ZM180 244L182 245V247H181V249L183 250V248L185 247L184 245L185 244H182V242H181V239H180ZM124 245L125 244H123V247H124ZM127 245H129V244H126L125 245V247H126V249L128 248L129 249V251H130V247L129 246H127ZM154 245H155V243H154ZM153 245V246H154ZM159 245H161L159 242H158V244H157V246H159ZM163 245V244H162ZM160 246L161 248H160V252H161V250H162V248H164L165 246ZM180 245V246H181ZM179 246V245H178ZM177 246V247H178ZM184 246V247H183ZM198 246V245H197ZM59 247V246H58ZM121 247V246H120ZM119 247V248H120ZM122 247V248H123ZM125 247H124V249H125ZM172 247H173V245H172ZM174 247H176V246H174ZM200 247V246H199ZM63 248V247H62ZM154 248H156V249H158V247H154ZM170 248V247H169ZM180 248V247H179ZM117 249V248H116ZM126 249H125V251H126ZM153 249V248H152ZM166 249V248H165ZM164 249V250H165ZM174 249H176V248H174ZM231 249H233V248H231ZM57 250V249H56ZM123 250V249H122ZM170 250V249H169ZM168 250V251H169ZM177 250H178V248H177ZM181 250V251H182ZM186 250V249H185ZM207 250H206V252H207ZM55 251V250H54ZM124 251V250H123ZM122 251V252H123ZM132 251H133V248H132ZM133 251V252H134ZM154 251V250H153ZM157 251V250H156ZM159 251V250H158ZM56 252H58V250L56 251ZM117 252H119V254L117 253ZM151 250H150V254H151ZM249 252V251H248ZM50 253V252H49ZM116 253L118 254H116V257L118 256L119 257V255H120V253H121V248H120V251L118 250V251H116ZM125 253V252H124ZM126 253H128V252H126ZM152 253H155V252H152ZM166 253H168L167 251H166ZM175 253V252H174ZM177 253H179V250L177 251ZM177 253H175V254H177ZM158 254V253H157ZM169 254V253H168ZM171 254H172V252H171ZM180 254V253H179ZM208 254V253H207ZM56 255V254H55ZM54 255V256H55ZM123 255H125V254H123ZM129 255V254H128ZM128 255H126V258H127V256ZM154 255H156V254H154ZM165 255H167V254H165ZM238 255V254H237ZM132 256V255H131ZM130 256V257H131ZM147 256V257H148ZM174 256V255H173ZM179 256H181V255H179ZM210 256V254H208V257ZM239 256V255H238ZM59 257V256H58ZM109 257H112V256H109ZM117 257V258H118ZM129 257V256H128ZM130 257L129 258H127V260H126V262H127V264H130V262H128V261H130V260H128V259H130ZM207 257V256H206ZM228 257V256H227ZM231 257H233V256H231ZM55 258V257H54ZM116 258V259H117ZM122 258V257H121ZM124 258V257H123ZM174 258V257H173ZM109 259H111V258H109ZM125 259V258H124ZM123 259V260H124ZM131 259H132V257H131ZM155 259V258H154ZM175 259V258H174ZM202 259V258H201ZM209 259V258H208ZM227 259H229V258H227ZM238 259V258H237ZM235 257L234 258H231V261H230V263L229 264H245L244 262H242V261H240L239 259L237 260ZM255 259L256 260H254L253 262H252V264H264V255H262V254H260V255H258V254H255ZM118 260H119V258H118ZM117 260V261H118ZM176 260V259H175ZM223 260V259H222ZM246 260V259H245ZM250 260V259H249ZM133 261V260H132ZM143 261V260H142ZM227 261V260H226ZM225 261V262H226ZM244 261V260H243ZM100 262V261H99ZM103 262V261H102ZM106 262H109V260L108 259H106ZM119 262H120V260H119ZM122 262V264H123V261H121ZM126 262H124V263H126ZM246 262V261H245ZM117 263V262H116ZM138 263V262H137ZM246 263H249L248 261L246 262ZM251 263V262H250ZM104 264V263H103ZM105 264H108V263H105ZM111 264H112V262H111ZM136 264V263H135ZM225 264V263H224ZM227 264V263H226Z\"/></svg>", "mask_w": 264, "mask_h": 264}]
</instances>
